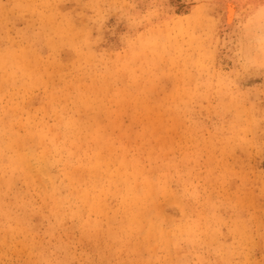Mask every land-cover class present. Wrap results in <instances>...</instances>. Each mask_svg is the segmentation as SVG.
<instances>
[{
    "label": "rangeland",
    "instance_id": "obj_1",
    "mask_svg": "<svg viewBox=\"0 0 264 264\" xmlns=\"http://www.w3.org/2000/svg\"><path fill=\"white\" fill-rule=\"evenodd\" d=\"M69 249L264 264V0H0V264Z\"/></svg>",
    "mask_w": 264,
    "mask_h": 264
},
{
    "label": "snow or ice",
    "instance_id": "obj_2",
    "mask_svg": "<svg viewBox=\"0 0 264 264\" xmlns=\"http://www.w3.org/2000/svg\"><path fill=\"white\" fill-rule=\"evenodd\" d=\"M79 246H77V251ZM49 259H43L39 262V264H106V262L97 261L95 259L88 260H77L73 255L72 251L69 250H61L59 257L56 250H53L50 254Z\"/></svg>",
    "mask_w": 264,
    "mask_h": 264
},
{
    "label": "bare ground",
    "instance_id": "obj_3",
    "mask_svg": "<svg viewBox=\"0 0 264 264\" xmlns=\"http://www.w3.org/2000/svg\"><path fill=\"white\" fill-rule=\"evenodd\" d=\"M233 15H234V9L232 7H230L228 10V17H229L230 21L233 19Z\"/></svg>",
    "mask_w": 264,
    "mask_h": 264
}]
</instances>
